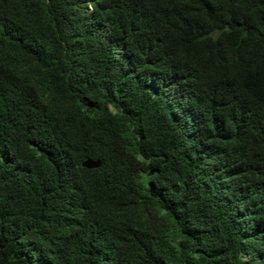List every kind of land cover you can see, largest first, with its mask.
<instances>
[{"label":"trees","instance_id":"16d2710c","mask_svg":"<svg viewBox=\"0 0 264 264\" xmlns=\"http://www.w3.org/2000/svg\"><path fill=\"white\" fill-rule=\"evenodd\" d=\"M0 264H264V0H0Z\"/></svg>","mask_w":264,"mask_h":264},{"label":"water","instance_id":"95a60500","mask_svg":"<svg viewBox=\"0 0 264 264\" xmlns=\"http://www.w3.org/2000/svg\"><path fill=\"white\" fill-rule=\"evenodd\" d=\"M82 165L87 168L98 167L100 165V161L87 159L82 162Z\"/></svg>","mask_w":264,"mask_h":264}]
</instances>
